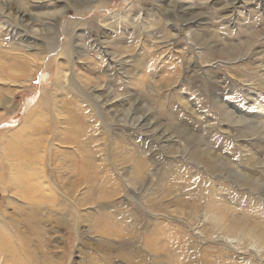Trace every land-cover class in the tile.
<instances>
[{"label": "rangeland", "instance_id": "rangeland-1", "mask_svg": "<svg viewBox=\"0 0 264 264\" xmlns=\"http://www.w3.org/2000/svg\"><path fill=\"white\" fill-rule=\"evenodd\" d=\"M42 136L36 264H264V0H0V152ZM74 154L96 168L76 186ZM218 207L245 230L196 233Z\"/></svg>", "mask_w": 264, "mask_h": 264}, {"label": "bare ground", "instance_id": "bare-ground-1", "mask_svg": "<svg viewBox=\"0 0 264 264\" xmlns=\"http://www.w3.org/2000/svg\"><path fill=\"white\" fill-rule=\"evenodd\" d=\"M3 5H4V2H3ZM9 8H11V7H9ZM18 12L20 13V16L23 18L29 14L28 12H24L21 9L18 10ZM63 13L64 12L61 11L60 14H63ZM29 17L33 18L32 14H30ZM33 21L35 22L36 19H33ZM42 24L44 25V23H42ZM192 34H193V32H191V31L188 32L189 39H191L193 37ZM31 125L33 126V124H31ZM37 127L38 126L35 125V127L32 129L34 131H36ZM38 128H40V126ZM44 131H45V129L43 130V132ZM44 140H45V138L42 136V137H39L38 140L33 142V143H30L28 141L27 142L25 141L23 143L17 142L14 146H11L10 149L3 152V154L0 152V194L2 196V193L10 191L11 193H13L15 195L16 191H17V196H18L17 198H19L22 201V204H19L17 202H14L15 200L13 201L11 199L9 201H6V203H4V205L2 204L4 206V208H2V205H1V211H0V264H4L3 260H4V257L6 255V252L8 250H11V249H13L16 254H18V253L24 254L26 257L27 264H36V252L34 251V249H35L34 245H37V244L34 243L33 236L40 234V231H41L40 225H41V222L43 221V215H42L43 214V207H42V205L43 204L46 205L47 203H49V205L50 204L53 205L58 200V198L56 199V197H54V196H49V195L47 196V195L42 194L36 190L37 180L40 178V176L42 174H40L39 169L37 167H35L34 165L38 162H40L41 164L46 162V156H45L46 154L40 153L41 149L44 146ZM82 157H85V156H82ZM189 157L191 159H193L197 164L202 165L208 171H215L216 172V171L221 170L224 172L227 169L231 170V171L234 170L237 172V174L240 175V178H241L243 183L245 180L251 179V177H249L247 174H243L240 171H238L237 169H234L233 167H231L232 163H230V161L227 158L220 155L219 153H216L209 146L201 147L200 149H198L196 151L195 156L191 155ZM92 159L94 160V158H92ZM93 162H89L87 164V162L85 160H83L81 158L79 159L77 157V155H75V154L72 155L71 165L67 166L66 168L69 170L70 173L74 174V179H72V181L70 180V182H72V184L74 186L79 185L80 183H82L84 181L85 170H93L92 172L93 173L95 172L96 168H95V164ZM202 170H204V169H202ZM221 176H222V174H221ZM90 180H92V179H89L88 182H91ZM251 181L256 182V179L254 178V180H251ZM93 189H94V187L90 188L89 192H91ZM93 193H94V191H93ZM41 200L44 201L43 204L38 202ZM77 200L82 202L83 199H81V200L77 199ZM223 207H225V206H223ZM8 208L12 209V211H13L12 214H10V213L8 214V210H7ZM222 210L223 209L219 208V207L218 208H212L210 210V212H211L210 214L205 212L206 214L202 213L203 216L198 215V214L195 215L196 218L194 220L196 222V227H195L194 231L203 236L204 235V230H203L204 223H203V221H204V219L209 220L210 218H212L213 221L221 220V222H222L221 226H223V228H225L226 231H234L235 232L237 230L238 231H241L242 229L245 230V228H246L245 227V220H243L241 217L236 216L235 214H233V217H231V219L225 218V217H224L225 219L224 218L222 219V218H220V215H221L220 212H222ZM210 215H211V217H210ZM252 222H254V221H252ZM217 224H218V222H217ZM260 225H261V223H260ZM221 226H220V228H221ZM21 227L25 228L24 232L22 231ZM206 227L207 226H205V228ZM214 230H216V229H214ZM253 230H254V228H253ZM242 232H243V230H242ZM218 233H216V234L213 233L212 238L214 237L215 239H218V241L223 242L226 246L231 244L234 247H238L237 245H235V242H237L238 240H241V238H237L239 236H237V237L230 236L229 232H228L229 234H226V235H221ZM254 234L256 235L255 232H254ZM257 236H258V238H255V236L253 238V240L257 246L255 244H252V246L251 245L250 246H251V248L252 247L257 248L258 252H260V251L264 250V229L259 231V233H257ZM15 248L17 249V251L15 250ZM238 248H242V247H238ZM18 250H19V252H18ZM262 254H264V253H262ZM262 259H263V257H262ZM206 262H208V261H206Z\"/></svg>", "mask_w": 264, "mask_h": 264}]
</instances>
